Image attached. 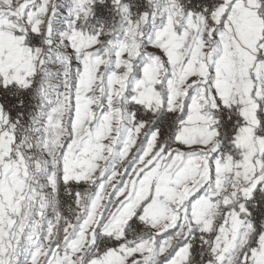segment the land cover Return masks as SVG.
<instances>
[{
	"label": "snow or ice",
	"instance_id": "1",
	"mask_svg": "<svg viewBox=\"0 0 264 264\" xmlns=\"http://www.w3.org/2000/svg\"><path fill=\"white\" fill-rule=\"evenodd\" d=\"M0 264H264V0H0Z\"/></svg>",
	"mask_w": 264,
	"mask_h": 264
}]
</instances>
